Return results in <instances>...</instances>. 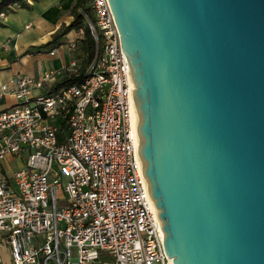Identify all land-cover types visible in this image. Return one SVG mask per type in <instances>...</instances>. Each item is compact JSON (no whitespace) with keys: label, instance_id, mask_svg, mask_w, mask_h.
Listing matches in <instances>:
<instances>
[{"label":"water","instance_id":"95a60500","mask_svg":"<svg viewBox=\"0 0 264 264\" xmlns=\"http://www.w3.org/2000/svg\"><path fill=\"white\" fill-rule=\"evenodd\" d=\"M173 264H264V0H109Z\"/></svg>","mask_w":264,"mask_h":264},{"label":"built area","instance_id":"2783aa9c","mask_svg":"<svg viewBox=\"0 0 264 264\" xmlns=\"http://www.w3.org/2000/svg\"><path fill=\"white\" fill-rule=\"evenodd\" d=\"M91 8L96 56L81 81L43 93L73 65L0 84V100H16L0 111V246L9 264H173L142 174L120 32L109 0ZM9 160L22 166L6 172Z\"/></svg>","mask_w":264,"mask_h":264},{"label":"crops","instance_id":"0c3cea01","mask_svg":"<svg viewBox=\"0 0 264 264\" xmlns=\"http://www.w3.org/2000/svg\"><path fill=\"white\" fill-rule=\"evenodd\" d=\"M75 1L36 0L29 9H17L0 17V84L23 76L38 79L47 72H62L73 65L77 72L82 69L85 60L82 30L69 34L60 47L42 48L63 25L74 21ZM63 73L46 83L43 93L50 92ZM15 105V98L7 96L0 100V111ZM2 166L7 172L21 167L22 163L9 160Z\"/></svg>","mask_w":264,"mask_h":264},{"label":"trees","instance_id":"16d2710c","mask_svg":"<svg viewBox=\"0 0 264 264\" xmlns=\"http://www.w3.org/2000/svg\"><path fill=\"white\" fill-rule=\"evenodd\" d=\"M36 0H0V16L13 13L16 9H29L31 2ZM74 21L70 25H63L53 36L52 40L42 48H57L62 45V40L72 32L83 31V48L85 60L79 72H66L60 81H57L51 88V92L59 91L81 81L93 63L96 56V43L92 37L91 30L87 25V19L94 20L91 0H76L72 8Z\"/></svg>","mask_w":264,"mask_h":264},{"label":"rangeland","instance_id":"374dc122","mask_svg":"<svg viewBox=\"0 0 264 264\" xmlns=\"http://www.w3.org/2000/svg\"><path fill=\"white\" fill-rule=\"evenodd\" d=\"M0 255L2 257V260L5 264H9V256H8V248L5 244L4 246H0Z\"/></svg>","mask_w":264,"mask_h":264},{"label":"bare ground","instance_id":"6f19581e","mask_svg":"<svg viewBox=\"0 0 264 264\" xmlns=\"http://www.w3.org/2000/svg\"><path fill=\"white\" fill-rule=\"evenodd\" d=\"M133 118H134V128H135V133L137 135V139L139 141V137H138V133H137V127H138V123H139V118L137 115V111H136V107H135V103L133 104Z\"/></svg>","mask_w":264,"mask_h":264}]
</instances>
